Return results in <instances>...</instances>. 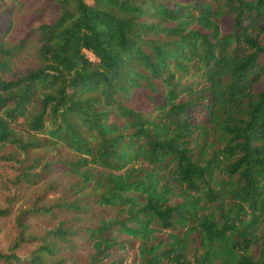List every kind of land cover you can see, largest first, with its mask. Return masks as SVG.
<instances>
[{
	"label": "trees",
	"instance_id": "1",
	"mask_svg": "<svg viewBox=\"0 0 264 264\" xmlns=\"http://www.w3.org/2000/svg\"><path fill=\"white\" fill-rule=\"evenodd\" d=\"M168 1L58 0L56 19L15 47L0 35V148L67 150L82 190L114 213L97 227L32 236L41 244L26 264H47L77 237L91 245L89 264H103L115 234L139 243V264H264V0ZM27 40L40 65L14 72ZM143 88L151 109L137 110L131 96ZM36 166L16 183H36L50 165ZM22 216L0 264L20 262Z\"/></svg>",
	"mask_w": 264,
	"mask_h": 264
},
{
	"label": "rangeland",
	"instance_id": "2",
	"mask_svg": "<svg viewBox=\"0 0 264 264\" xmlns=\"http://www.w3.org/2000/svg\"><path fill=\"white\" fill-rule=\"evenodd\" d=\"M188 0H169L168 2H184ZM193 2V0H189ZM212 0H200L196 4L203 7H213ZM6 4L7 14L10 16L11 27L8 31L3 27L0 35L5 40V46L12 48L27 39L29 32L41 24L53 22L58 13V0H2L0 12L6 10L2 7ZM4 17L0 15V23ZM28 45L16 52L12 60L14 72L27 73L36 69L40 63L36 58V45L27 40ZM89 58L90 55H88ZM198 83V79H194ZM192 82V80H190ZM150 92L143 88L133 91L130 106L137 110L151 109L149 100ZM21 122V120H20ZM17 131L24 138L27 137L26 128L23 125L16 127ZM38 137L42 138L41 135ZM0 156L6 159L14 156L22 164L15 161H5L0 165V210L8 209L9 216L0 221V253L10 254V248L14 245L21 229L17 226L16 218L22 214L23 224L27 226L24 235L25 241L12 253L19 259V263L26 264L30 261L40 246L41 242L33 241L32 236L41 237L50 230H55L63 224L66 232L73 233L81 228L97 227L101 221L114 216L108 209L99 207L93 203L90 186L82 190L80 176L71 172V168L65 166L74 162L77 157L65 149L54 148L52 150L38 149L31 151L28 157L13 146L0 148ZM38 160L32 172H39L45 164L50 166L39 181L26 185L16 183L22 168ZM20 162V163H21ZM76 202V208H54L50 215L36 214L26 215L24 212L41 206H55L62 202ZM118 246L112 250L103 264H139L138 255L139 243L122 234H115ZM78 238V237H77ZM75 239L71 241L72 249L59 245L60 253L47 260V264H89V257L92 251L91 245ZM67 244H64V246Z\"/></svg>",
	"mask_w": 264,
	"mask_h": 264
}]
</instances>
